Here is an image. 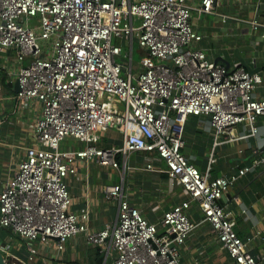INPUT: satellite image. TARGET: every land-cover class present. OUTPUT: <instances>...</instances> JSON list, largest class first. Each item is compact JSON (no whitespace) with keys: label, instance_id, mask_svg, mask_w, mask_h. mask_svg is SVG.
I'll return each mask as SVG.
<instances>
[{"label":"built area","instance_id":"obj_1","mask_svg":"<svg viewBox=\"0 0 264 264\" xmlns=\"http://www.w3.org/2000/svg\"><path fill=\"white\" fill-rule=\"evenodd\" d=\"M216 2L0 0V47L15 52L18 106H40L33 142L0 186V226L22 238L29 253L23 258L11 241L1 239L9 264H35V242L60 251L80 233L88 243L115 249L114 264H183L179 247L197 225L188 212L192 204L232 264H261L220 199L264 156L211 175L216 146L241 139L235 127L243 122L249 125L247 135H255L256 120L264 116V96L253 94L261 75L243 66L228 68L196 46L202 35L191 24L192 10L209 13ZM249 22L253 29L260 26L256 19ZM134 43L146 53L136 67ZM190 115L207 116L213 129L203 171L182 152ZM110 129L121 144L99 145L100 133ZM67 136L84 146L63 148ZM137 150L163 158L168 177L182 185L186 197L153 222L129 202L122 183H109L102 192L105 199L117 200L116 219L90 229L87 207L70 210L66 178L91 161L118 168V155L124 170L128 153Z\"/></svg>","mask_w":264,"mask_h":264},{"label":"crops","instance_id":"obj_2","mask_svg":"<svg viewBox=\"0 0 264 264\" xmlns=\"http://www.w3.org/2000/svg\"><path fill=\"white\" fill-rule=\"evenodd\" d=\"M200 1L189 0V4L196 6ZM251 19L259 21L257 29L252 28L249 22ZM191 24L202 35L196 46L202 48L211 60L225 65L219 58L223 57L229 62L228 68L242 66L233 53V49L239 47V55L250 66L264 65V0H217L209 13L192 10ZM16 70L14 50L0 47V165L14 157V153L18 159L23 154L24 147L33 142L31 135L40 112L39 105L19 108L15 97L17 91L12 85L16 79ZM258 73L262 81L253 89L256 97L264 96V69ZM30 121H33L31 127ZM256 125L258 132L248 136V123L238 124L235 132L242 138L218 145L221 153L211 164L212 176L233 172L264 156V116L257 118ZM13 128L20 134L17 142L13 141L14 138H10L11 141L5 140V137H11L13 132L10 129ZM183 134L185 145L182 152L203 171L207 167L213 143V129L209 118L205 115L188 116L184 122ZM3 144H6V148ZM112 144H121V137L116 130L100 133L99 145ZM61 146L76 149L83 147L84 143L72 137V142L66 145L64 139ZM139 152L145 153H141L145 161L136 164L133 157L140 156ZM118 159V168L102 166L94 161L81 163L77 174L66 178L72 199L70 210L78 212L87 207L90 229H101L116 219L118 203L115 199L104 198L102 188L106 184L122 183L129 202L153 222H158L165 210L186 197L182 185L168 177L165 161L156 152L137 150L128 153L124 170L123 158L118 155ZM217 160L221 161L219 167L215 166ZM91 165L100 168L92 174ZM220 203L231 212L235 221L234 228L246 241L245 246L250 254L264 264V161L238 177L222 196ZM188 212L197 225L179 247L180 262L185 264L195 260L200 264H232L230 255L209 223L201 221L198 208L192 204ZM11 233L3 239L11 238L14 252L27 258L29 253L26 242L19 237L20 240L14 239L16 234ZM35 245L38 247L35 264H114L117 254L115 249H107V245L88 243L83 233L68 238L65 248L60 251L51 244L35 242Z\"/></svg>","mask_w":264,"mask_h":264},{"label":"rangeland","instance_id":"obj_3","mask_svg":"<svg viewBox=\"0 0 264 264\" xmlns=\"http://www.w3.org/2000/svg\"><path fill=\"white\" fill-rule=\"evenodd\" d=\"M31 20H34L33 18L31 19ZM123 50H124V47H123ZM146 53H145V51L141 48V47H139L136 43H134V47H133V56H132V59H133V65L136 67V64H137V62L139 61V59L141 58V57H143L144 55H145ZM32 120V119H31ZM33 125V121H30V127ZM13 133H11V137H9L8 138V136H7V138L5 137V140L7 139V140H10L11 141V139L13 140V138L15 139V140H13L14 142H17V138H19L20 137V134L19 133H17L16 131H14V128L13 129H10ZM16 137V138H15ZM11 138V139H10ZM1 141H2V135H1V133H0V145H1ZM70 142H72V137L71 136H67L66 138H65V144L67 145V144H69ZM5 143V142H4ZM3 146H4V144H3ZM2 146V147H3ZM5 148H6V144H5V146H4ZM17 150V149H16ZM20 151H18V153H19ZM145 154L144 152H139V155L141 156H137V157H133V160H134V162L136 163V164H139V163H141V162H143V161H145V159L142 157L143 155L142 154ZM220 153H221V148H219V146L218 147H216L215 148V153H214V155H215V157H216V159H217V157H220ZM6 154V153H5ZM16 155L17 154H15L14 153V157H11V158H9L8 159V161H5L4 162V164L2 165H0V184L2 183V182H4V180H5V178H7V176L8 175H12V173H13V171H14V167H15V165H16V162H17V157H16ZM220 164H221V161L220 160H217V163L215 164V166H217V167H219L220 166ZM99 168L100 167H97V166H93V165H91L90 166V171H91V173L92 174H94V173H96L98 170H99ZM9 233H11L8 229H6V228H4V227H1L0 226V236H2V237H5L7 234H9ZM12 235H13V233H11ZM14 237V239H17V240H20L19 238V236H17V235H15V236H13ZM12 237V238H13ZM19 237V238H18ZM8 239V238H7ZM9 241H11L12 242V239L11 238H9L8 239Z\"/></svg>","mask_w":264,"mask_h":264},{"label":"water","instance_id":"obj_4","mask_svg":"<svg viewBox=\"0 0 264 264\" xmlns=\"http://www.w3.org/2000/svg\"><path fill=\"white\" fill-rule=\"evenodd\" d=\"M238 50H239V47H236L233 49V53L237 56L240 64L246 69L248 70L249 72H258V71H261L264 69V65H259L257 67H252L250 66L243 58L242 56L239 55L238 53ZM224 63H225V66L226 67H229V62L224 59L223 57H219ZM217 62V60H214ZM13 87L14 89L17 91L19 89L18 87V82H17V79H15V81L13 82ZM1 241V239H0ZM0 264H9L8 261L6 260L4 254L2 253V251H0Z\"/></svg>","mask_w":264,"mask_h":264},{"label":"trees","instance_id":"obj_5","mask_svg":"<svg viewBox=\"0 0 264 264\" xmlns=\"http://www.w3.org/2000/svg\"><path fill=\"white\" fill-rule=\"evenodd\" d=\"M4 237L0 236V239H3Z\"/></svg>","mask_w":264,"mask_h":264},{"label":"bare ground","instance_id":"obj_6","mask_svg":"<svg viewBox=\"0 0 264 264\" xmlns=\"http://www.w3.org/2000/svg\"><path fill=\"white\" fill-rule=\"evenodd\" d=\"M0 186H1V184H0Z\"/></svg>","mask_w":264,"mask_h":264}]
</instances>
